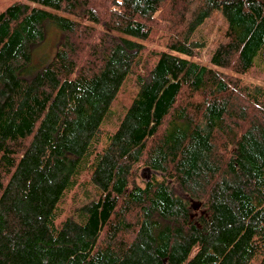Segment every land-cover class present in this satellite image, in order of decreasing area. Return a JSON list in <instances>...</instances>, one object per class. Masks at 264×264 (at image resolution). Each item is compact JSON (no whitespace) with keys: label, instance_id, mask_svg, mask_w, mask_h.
Instances as JSON below:
<instances>
[{"label":"trees","instance_id":"16d2710c","mask_svg":"<svg viewBox=\"0 0 264 264\" xmlns=\"http://www.w3.org/2000/svg\"><path fill=\"white\" fill-rule=\"evenodd\" d=\"M217 10L227 25L208 64L190 59ZM46 23L60 38L34 68ZM253 259L264 264V0L0 11V264Z\"/></svg>","mask_w":264,"mask_h":264},{"label":"rangeland","instance_id":"374dc122","mask_svg":"<svg viewBox=\"0 0 264 264\" xmlns=\"http://www.w3.org/2000/svg\"><path fill=\"white\" fill-rule=\"evenodd\" d=\"M12 1L14 0H0V11L4 9ZM20 1H27V0H20ZM226 25L227 23H226L225 18L223 17L221 12L217 10L210 18L207 19V21L202 26V29L200 31V33L205 34L209 39L208 47L205 48V50L203 51L202 58L200 59L190 58V59H193L195 61H198L204 64H208V58L212 50L216 46L217 40L221 36V33L226 27ZM59 38L60 36H59L58 29L51 23H46L45 39L38 45L37 48L36 47L34 48L33 58H32V62L30 66L34 68L38 67L43 61L52 57L56 52ZM144 43L150 46H155V43H148V42H144ZM132 94H133V91H132V88H130L127 92L126 100L123 101L125 105H128V99L132 96ZM122 108H123V103L120 102L116 104V106L113 107L112 109L113 113H115V109L121 110ZM117 114H118V111L116 110V114L111 116V119L113 122L109 124L110 129H114L116 127V122L120 119V116L122 115V113L120 114V116L119 114L118 115ZM115 118L117 119L114 120ZM142 175L146 179L152 176H156L158 178L160 177V174L158 172H153L151 169H148V168H145L142 171ZM258 262H259L258 259H253L250 264H258Z\"/></svg>","mask_w":264,"mask_h":264},{"label":"water","instance_id":"95a60500","mask_svg":"<svg viewBox=\"0 0 264 264\" xmlns=\"http://www.w3.org/2000/svg\"><path fill=\"white\" fill-rule=\"evenodd\" d=\"M148 169H150V168H148ZM193 207L195 210L199 209L200 203L199 202H193Z\"/></svg>","mask_w":264,"mask_h":264}]
</instances>
